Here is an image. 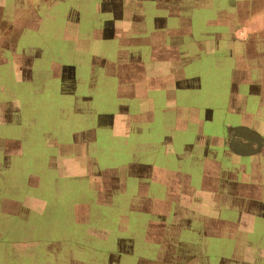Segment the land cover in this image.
I'll return each instance as SVG.
<instances>
[{"label": "rangeland", "instance_id": "obj_1", "mask_svg": "<svg viewBox=\"0 0 264 264\" xmlns=\"http://www.w3.org/2000/svg\"><path fill=\"white\" fill-rule=\"evenodd\" d=\"M148 2L150 0H59L52 12H48V15L57 16L60 19H56L54 22L48 20L41 25L40 29L38 27V29L29 28L21 31L17 27L6 26L7 24L1 20L2 13L0 11V38L9 35L11 40L7 46L0 49V82L19 94L18 100L8 99L6 102H0V104H16L18 106L17 113L12 116H0V136H15L22 149L21 154H16L13 157L3 156L0 153V264H135L136 257L154 255V251L141 254L129 253V247L127 255H121L119 251L117 238L126 236L131 231L135 233V229L132 226V219L130 222L128 218L131 216L128 212L132 213V208H129L124 196L113 191L117 188L114 186L113 189L111 186L118 184V181L117 179L113 181L110 176L115 170L113 166L118 167V170L123 174L124 188L128 189L123 164L135 163L138 158L130 155L132 151L128 155L125 153L115 155L109 151V148L116 151L121 147L119 144L123 141H119L121 138L119 136H116L118 138L115 137L114 140H109V136L112 135L105 126H101L104 121L96 120L97 117L100 118L102 115L117 111L120 104H129L126 107L131 113L135 112V106L132 105L135 103L129 98L119 99L116 91H108L105 87L108 85L107 77L100 76L104 75L102 68L96 70L94 74L103 78L107 83L104 87L99 88L100 91L97 89L96 93L91 94L93 100L89 104L82 100V96L88 92L85 84L90 79L86 70L79 74V85L77 84L79 97L73 103L71 101L66 103L62 98L56 96L57 87H54L51 90L53 94L48 96L41 95L39 92L40 85L53 84L50 81L46 83L48 79L44 76L47 60L50 59L58 63L65 62V58L68 56L74 62L83 63L82 60L88 53L84 44L90 45V51L96 50L99 53L109 54L111 59H116L112 60L116 64L121 60L131 64L137 56L141 59L147 56L146 51L143 54L139 50V45L130 46L121 42V50L124 48L128 51L138 50L135 53L123 54V52L116 51L119 47H111L113 43L110 38L105 37L102 40L99 38L102 33L110 34L112 27L118 23V19H127L135 13L140 14L143 9H148L151 5ZM227 2L228 5H231L229 0ZM64 17L72 18V23L75 25L90 21V28H86V31L90 29L88 38H84V26L76 28L74 32L69 27L64 29L69 40L75 35L77 36L75 46L69 45L72 50L69 46L59 44L65 43L62 34L59 33L62 31L59 23ZM147 20L149 18H146L143 25L145 28L143 35L150 37L151 34L154 37L152 30L148 29L150 23ZM138 23L140 22L138 21ZM56 30L59 31L58 35L55 33ZM214 31L213 29L199 30L198 28L192 30L194 34L196 33V38L201 37L200 33H207L206 36L211 37V32ZM138 36H141L140 31L136 32L131 24L127 26L123 35L124 38ZM193 40L202 43L204 38L198 41L193 37ZM202 45L204 46L200 50L197 44L191 46L189 51L193 60L186 72V74L199 75L200 91L199 89L191 91L190 97L187 98L184 96L187 102L184 104L206 105L209 108L208 111L213 108V111L211 110L213 125L194 123L177 126L173 124L172 120L163 121L160 125L155 122L151 123V121L148 123V118L146 123L142 120L135 121L136 129L133 133L129 131L128 135L132 134L131 138L136 140L153 138L157 134L163 133L168 134L165 135V139L175 142L172 133L182 131L181 128L186 127L185 132L182 133L184 146L178 154L179 156L176 157L170 153L171 158H167V160L170 167H174L175 172L178 170L187 176L188 184L185 188L187 195L191 192V196L198 200L203 198L231 200V197L238 195L234 194L237 191L235 188H233V194L228 193L236 182L232 179L233 172L231 170L226 172L223 168L238 166L234 164L236 160H240L239 165L245 168L249 166L248 159L251 157L244 155L245 153L236 154L243 152L242 150L245 148L244 141L239 140L237 136L245 138L247 135L242 128H233L234 132L232 130L229 133V127L236 126L233 122L240 119L239 110H232V106L235 107V104H226L228 102L227 95L217 92V89L224 85L226 87L224 90L229 88L230 71L225 69L229 68V65H233L234 62L229 63L224 60L225 58L221 60L223 78H219L217 73V71L219 72V67H217L219 62H213V56L221 57L223 55L221 52L224 50L212 53L205 50L209 45L204 43ZM233 51H235L234 48ZM235 53L239 56L238 62L241 66L238 72L232 75L231 85H233V81L236 85L249 84L250 91L254 93L253 98L246 97L239 104H263L264 68L260 62L256 61L254 66H250L251 72L245 71V66L252 62L253 57L248 58L245 48L241 49V47ZM197 56H200V59ZM151 67L152 65L149 63V69L154 68V65ZM133 69L136 68L132 67L130 71L118 72L124 78L123 87L135 85ZM71 75L69 73L67 77L71 78ZM7 77L9 80H2ZM29 78L31 82H23ZM109 79V85L114 90L116 78L110 76ZM152 79L155 77L150 71L146 80L141 81V87H151ZM175 79L177 83L188 80L183 76H176ZM139 81L137 82L140 84ZM152 95L150 90L148 96ZM154 95L156 96V94ZM220 96L222 97L221 101ZM154 104L156 103L154 102ZM176 104H183V102L177 100ZM222 106L224 108L221 112L220 107ZM251 109L254 110V108ZM254 112L256 113L255 110ZM221 119H224L223 122L231 123L221 126ZM255 121L257 122V119ZM71 122L73 124L77 122L76 124L84 128L79 133L85 132L82 140L87 143L80 149V156L72 158L69 154V156L64 155L67 158H63L55 150V144L64 140H66L64 143H67L71 135L74 137V134L77 133L73 132L74 127H68ZM133 123L134 121H132ZM144 123L145 125H142ZM94 125L97 127H93ZM250 127L258 132H261L262 129V125L257 123L251 124ZM94 128H97L94 132L96 141L90 142V130ZM130 128L133 129V126ZM215 130H218L219 142L213 140ZM40 134L48 137L53 136L55 144L48 148ZM228 134H231L230 137ZM227 137L231 143L236 141L233 143L234 149L230 151L231 153L221 149L222 141L224 144L228 143ZM136 141H130V146L133 149L140 147L141 151H145L147 146L150 147V150L151 146L159 148L161 145L156 142L151 143L149 139L140 140V145L136 144ZM253 142L255 141L253 140ZM200 143L202 145L198 148L197 145ZM15 145L14 143L10 146L14 148ZM113 145L118 146L111 148ZM122 149L130 150L124 147ZM67 152L70 153L71 148ZM72 153L74 154L73 151ZM83 154H89V171L77 170L70 164L71 159H76L79 166L87 165ZM148 159V156L142 157V161H149ZM254 159L258 160L260 164L255 168L262 170L264 159L262 157H254ZM197 168L199 172L203 169L206 170V173L202 175L204 183L197 182ZM240 176L241 174H239ZM248 177L249 180L252 179L250 172ZM261 180V176L256 179L263 184ZM105 186L106 188H103ZM255 190L257 191V189ZM262 193L264 190L259 192L251 190L252 195L250 196L257 197ZM177 194L183 195L181 187ZM241 198H234V200H241ZM119 215L123 219L128 216L125 222V225L130 226L128 231L122 227L118 230V224L122 225ZM211 216L213 214L210 213L208 217ZM140 217L142 218L143 215ZM142 219L144 220V217ZM253 224L254 228L247 236L243 235L237 238L239 241L237 245L236 241H231L230 238L216 236L212 241L207 242L206 252L199 251L203 244L202 239L206 237L200 238L193 234L180 237L175 247H166L162 250L159 262L155 264H264V240H259L264 239V236L260 237L263 231L258 228V226L264 228V213L258 212ZM166 240L173 241L169 236ZM136 242L134 249L138 248V239ZM120 245H126V243L122 241ZM119 255H121L120 258ZM141 260L143 261L138 260L137 263L152 264L148 261L150 259Z\"/></svg>", "mask_w": 264, "mask_h": 264}, {"label": "crops", "instance_id": "obj_2", "mask_svg": "<svg viewBox=\"0 0 264 264\" xmlns=\"http://www.w3.org/2000/svg\"><path fill=\"white\" fill-rule=\"evenodd\" d=\"M57 1L59 0H11L8 2L0 0L1 20L7 24L6 26L19 28V31L29 28L38 29V27L40 29L41 25L48 20L54 22V20L60 19L57 18V16L51 17L48 15V12H52L53 7L57 5ZM227 1L228 0H226V4L224 0H150V2H148V4H151L149 5L150 7L145 10L143 9L140 14L135 13V15H132V17L129 16L127 19H118V23L112 27L110 34L105 35L102 33L99 40L105 37L110 38L113 43L111 47H119L116 51L119 53L123 52V54L135 53L138 52V50L128 51V49L125 48L121 50L122 43L130 46L139 45V50L143 52V54L144 51H146L148 55H144L145 57L143 59L137 56L131 64L122 60L117 64L113 63L112 60L116 59H111L109 54L99 53L96 50L90 51V45L88 44H84L88 53H86V57L82 60L83 63L74 62L73 59L68 56H66L65 62L62 61L58 63L50 59L47 60L44 76L48 79L46 83L50 81L53 82V84L40 85L41 90L39 89V92L41 95H51L53 94L51 90L57 87L56 92H59H55V95L62 98L66 103L69 101L73 103L79 97L77 94L79 74L86 70L90 79L85 84L88 92L82 96V100L86 102V104H89L93 100L91 94L96 93L97 89L99 90L100 87H104L105 83H107L103 78H99V76L94 74L96 70L102 68L104 70V75L100 76L107 77L108 85L105 87L108 91H116L119 99L123 98L125 100L129 98L135 103L132 104L135 106V112L131 113L129 108L126 107L129 104H120L117 111H112V113L102 115L100 118L97 117L96 119L104 121V124L101 126H105L112 135L111 137L109 136V140H114L116 136H119L121 137L119 141H123L119 144L121 147L117 148L116 151L110 148L109 151L115 155L124 153L128 155L132 151L130 155L138 158V161H135V163L128 162L127 164H123L125 167V180L128 189L124 188L125 185L122 183L124 182L123 174L118 170V167L113 166L115 170L113 171V175L110 176L113 181H116L114 179L118 181V184L111 186L112 188L114 186L117 188V190L113 191L127 199L128 205L130 206L129 208H132L131 211L133 213L132 215L131 212H128L131 214L130 217L126 216L123 219L121 215H119L120 219L118 218L120 222H122V225L121 223L118 224V230L122 228L126 231L129 230L128 228L130 226L125 225L127 217L130 222L133 221L132 226L135 229V233L131 231L126 236L117 238L121 255H127L128 247L130 250L129 253L137 252L141 254L154 251L153 256L136 257L135 264H138V260L143 261L141 259H150L148 261L152 264L158 263L160 254L164 248H170L171 246L175 247L180 237L191 236L192 234L200 238L206 237L202 239L203 244L199 248L201 252H206L207 242L210 240L212 241L216 236L230 238L231 241H236L235 243L237 245L239 242L237 238L239 236H247L249 232L253 230V222L258 212L261 214L264 213V193L257 197L250 196L252 195L251 190L255 192L264 190V161L261 167L262 170H260L255 168V166H259L260 164L258 160L256 161L254 159V157H262L264 159V90L263 104H239L243 102L246 97L248 98L251 96V98H253L254 93L250 91L251 86L249 84L236 85L233 81V85H231L232 75L237 73L241 66L238 62L239 56L235 53L239 47H241V49L245 48L248 58L253 57L252 62L248 66L244 65L246 67L245 71L251 72L250 66H254V62L256 61L260 62L262 68H264V0H229L231 5H228ZM146 18H149V20H147L150 23L148 29L152 30V33L155 35L154 37L151 34L150 37L143 35L145 29L143 25L146 22ZM138 21L140 23H138ZM89 24L90 21L87 20L86 22L75 25L72 23V18L64 17L59 23L62 31H55L56 34L57 32L61 33L62 39L65 41V43L59 44L63 46H75V39L77 36L75 35L69 40V37L66 36V31H64V29L68 27L74 32L76 28L84 26V38H88L90 36V29L86 31V28H90ZM129 24L133 26L136 32L140 31L141 36L124 38V32ZM197 28L199 30L213 29L215 31L211 32V37H207V33H200L201 37L196 38V33L194 34L192 30ZM218 30L220 32H217ZM193 37L198 41L204 38L202 43L209 45L207 49H205L206 51L209 50L214 53L224 50L221 52L223 53L221 57L218 55L213 56V62H219L217 66L219 67V72L217 71L219 78H223L221 60L225 58L224 60L229 63L234 62L233 65H229L230 69H225L226 71H230L229 88L224 90L226 88L224 85L222 88L219 87L217 92L227 95L228 102L226 104H235V107L232 106V110H239L238 114L240 119L238 118L239 120L233 122L236 126L232 125V127H229V133L232 130L234 132L235 128H242L247 135L245 138L239 135L237 136L239 140L241 139L244 141L243 145L245 148H243V152L236 154L245 153L244 155L251 157L248 159L250 161L249 166L245 168L239 165L240 160L234 161V164L238 166H226L223 168L226 172H228L227 170L233 172L232 179L236 182L228 193L233 194V188H235L237 191L234 192V194L238 195L231 197V200H226L224 198H203L198 200L191 196V192L187 195L185 189L188 184L187 176L184 175V173L181 174L178 170L175 172L173 169L174 167L171 168L167 160V158H171L169 155L170 153L176 157L179 156L178 154L184 146L182 133L185 132L186 127H182V131L172 133L173 141L175 142L165 139V135L168 134L163 133L157 134L153 138H148L151 143L156 142L161 144L159 148L151 146L149 150L150 147L146 145V150L141 151L140 147H135V149H133V147L130 146V141L137 140L136 144H139L140 140H148L146 138L135 140V138H131L132 134L128 135L129 131L133 133L136 129L135 121L142 120L146 123L149 118L148 123L151 121V123L155 122L160 125L163 121L168 122L171 120L173 124L177 126L194 123L198 125H213V120L211 118V110L213 111V108H210L211 110L208 111L209 108L206 105L194 106L191 104H184L187 103L184 96L187 98L190 97L191 91L198 89L200 91L199 75L186 74L193 60L190 57L189 51L191 46L197 44L199 45V50L204 46H201V42L194 41ZM0 41L3 42H0L1 49L7 46L11 40L8 35L0 38ZM178 46H180L179 49ZM69 48L71 49L70 46ZM233 48L235 51H233ZM178 50L180 52L179 55ZM197 57L200 59V56ZM103 62L104 65L102 66ZM149 63L152 67L154 65V68L151 67L152 69H149ZM106 66H108V69H106ZM132 67L136 68L133 69L136 83L135 85L123 87L124 78H122L118 72L124 70L130 71ZM150 71H152V75L155 77V79H152V86L147 88L141 87V81L146 80L147 76L150 75ZM69 73L72 74L71 78L67 77ZM110 76L116 78L114 90L112 86L109 85ZM176 76H183L188 78V80L177 83L175 79ZM22 78L25 79V77ZM4 79H6V81L9 80L8 77L2 78V80ZM28 81L31 82V79L23 80V82ZM137 81H139L140 84ZM150 90L151 94H153L152 96H148ZM154 94H156V96ZM18 97L19 94L17 91L9 89L7 85L0 82V100H4L0 102H6L8 99L18 100ZM221 99L222 97L220 96V101ZM177 100H179V102L182 101L183 104H176ZM154 102L156 104H154ZM223 108L224 106L220 107L221 112ZM251 108H254L256 113ZM17 111L18 106L16 104H0V116H12L14 113H17ZM93 118L95 119V116ZM255 119H257V122ZM132 121H134L133 124ZM221 121V126L231 123H227V121H225L226 123L223 122L224 119H221ZM76 123L73 124L71 122L68 125V127H74L73 132L77 133L74 134V137L71 135L67 143H64L66 142V140H64L60 143L56 142L55 144L53 142V136L48 137L40 134V137L48 148H51L55 144V150L58 152L59 156L67 158L64 155L69 156V154H71L70 157L76 158V156H80V149L87 143L82 140L85 132L79 133L84 128H81ZM145 123L142 125H145ZM256 123L262 125L261 132L251 129L252 127H250V125ZM239 125L241 126L237 127ZM130 126H133V129L130 128ZM93 127L97 126L94 125ZM96 129L97 128L90 130V142L96 141L94 134ZM217 131H214L213 140L219 142L220 138L217 136ZM163 132L165 131L163 130ZM229 135L231 134H228V136ZM65 139L68 138L65 137ZM253 140L255 142H253ZM227 142L230 145L228 143L224 144L222 141L221 149L222 151L226 150L231 153L230 151L234 149L233 143L236 141L231 143V140L227 137ZM250 142L253 143L251 144ZM14 143L16 145L13 148V146L10 145ZM201 145L202 143L198 144V148H200ZM116 146L118 145H113L111 148H115ZM123 147L130 150H124L122 149ZM0 148H2L0 150L1 155L8 157H13L22 152L18 139L15 136H0ZM70 148L71 152L68 153L67 151L70 150ZM82 156H85L87 165L79 166L78 163H76V159H71L72 162L70 164L73 168H77V170L89 171V154H83ZM145 156L149 157V161H142V157ZM70 157H68V159H70ZM210 172L213 174L215 173L213 171ZM249 172L251 173L250 178H252L250 180L248 177ZM203 173L205 174L206 170L203 169L199 172L197 168V182L199 184L204 183V178L202 177ZM239 174H241L240 177ZM260 176L263 184L260 181H256ZM180 187L183 190V195L177 194ZM103 188H106V186ZM255 189H257V191ZM240 197H242L241 200H234V198ZM218 202L219 204L216 205ZM210 213L213 214V216L209 218L208 216ZM141 215H143L144 220L142 219L143 217H140ZM258 228L263 231V233L260 234V237H263L264 228L260 226H258ZM135 234L138 239L137 249H134L137 243ZM168 236L173 239L172 242L166 240ZM122 241L125 242L126 245H120ZM121 255L118 257L120 258Z\"/></svg>", "mask_w": 264, "mask_h": 264}]
</instances>
